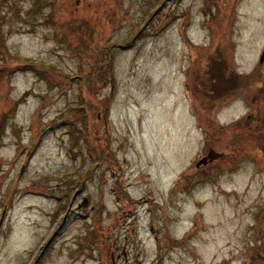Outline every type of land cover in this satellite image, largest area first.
<instances>
[{
	"label": "rangeland",
	"instance_id": "1",
	"mask_svg": "<svg viewBox=\"0 0 264 264\" xmlns=\"http://www.w3.org/2000/svg\"><path fill=\"white\" fill-rule=\"evenodd\" d=\"M263 49L264 0H0V264H250L264 102L254 143L202 71L264 92Z\"/></svg>",
	"mask_w": 264,
	"mask_h": 264
},
{
	"label": "flooded vegetation",
	"instance_id": "2",
	"mask_svg": "<svg viewBox=\"0 0 264 264\" xmlns=\"http://www.w3.org/2000/svg\"><path fill=\"white\" fill-rule=\"evenodd\" d=\"M264 54V49L260 53L259 57H257V61L252 69H257L262 65V75H264V59L261 60L262 55ZM251 70V69H250ZM255 74L251 73L250 75H244L241 83L239 84L240 87V98L241 100H237L234 103H231L230 106L226 108V110H230V108L233 110L237 103H240V108L242 107L244 110H249L248 113H244L243 115L237 116L238 114H234L231 119H227L229 122H232V124L229 126V129H248L251 132V138L250 140H253L254 143L258 142V139L260 138V134L257 131L256 128L259 124L255 122L256 115H261L262 111V102H264V92L263 87L261 83V78L254 77ZM256 82L259 83V87H255ZM264 85V84H263ZM5 103L3 101H0V116L3 115V106ZM235 110V109H234ZM245 118L243 119V117ZM226 121V120H225ZM223 121V122H225ZM253 129V130H252ZM252 130V131H251ZM227 133V132H226ZM230 135V134H229ZM261 137H264V133L261 134ZM22 150V149H21ZM22 153V152H20ZM24 154L26 155V162L30 159V157L33 154L32 147L30 149H26ZM13 161L11 162L8 158L0 157V188L4 183V180H6L13 169ZM21 170H23V166L21 167ZM15 193H12L8 190L7 194H4V191L0 192V204L2 205L1 213H0V233L2 231V228H4L6 219H7V212L9 210V207L12 205V196ZM251 259L253 260L255 264H258L259 261L261 263H264V241L262 243V248L257 249L253 255H251ZM252 262L250 264H252Z\"/></svg>",
	"mask_w": 264,
	"mask_h": 264
},
{
	"label": "trees",
	"instance_id": "3",
	"mask_svg": "<svg viewBox=\"0 0 264 264\" xmlns=\"http://www.w3.org/2000/svg\"><path fill=\"white\" fill-rule=\"evenodd\" d=\"M214 65H215V61H213V59L210 58L208 63H206V66H205L204 70L202 71L204 73L205 82L210 84V85H212L213 88L216 89V90L209 89L208 92L205 91L204 96L208 97V95L211 94V93H214V94H216V96H219V95L222 94V92H218V91L222 90V87L224 86V91L223 92H224V94H228L229 95V97H230V98H228V103H229L234 98V95H232V93H233L234 90H236V86H237V84L239 85V83L238 82L237 83L236 82H229L228 80H227L228 82L227 81L224 82L223 79L225 78V76L223 74H221V73L220 74H221L223 79H221V78L219 79L218 76H220V75H218V70L216 71V69H215L216 65L215 66ZM197 71H199L198 68H197ZM214 76H216V78ZM185 85H186V87L188 89V92L190 93L189 81H187ZM190 95L192 96L191 93H190ZM194 98L196 99L195 95H194ZM230 105H231V103H229V106ZM107 110L108 109L106 107L105 113H107ZM5 115L3 113V115L0 116V136H2L5 133L6 128L8 127V124H7V119H8L7 113H5ZM262 148H263V146H262Z\"/></svg>",
	"mask_w": 264,
	"mask_h": 264
},
{
	"label": "water",
	"instance_id": "4",
	"mask_svg": "<svg viewBox=\"0 0 264 264\" xmlns=\"http://www.w3.org/2000/svg\"><path fill=\"white\" fill-rule=\"evenodd\" d=\"M264 59V54L262 55V58L261 60ZM221 156V154L217 153L215 150L213 149H210L207 153V155L205 157H203L202 159H200L198 162H197V167H199L200 165L202 164H207L208 162H212L214 160H216L217 158H219ZM84 206L87 205V199L84 198L83 200V203H82Z\"/></svg>",
	"mask_w": 264,
	"mask_h": 264
}]
</instances>
